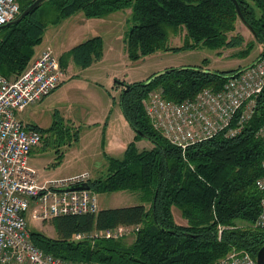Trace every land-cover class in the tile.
Returning <instances> with one entry per match:
<instances>
[{
	"label": "trees",
	"instance_id": "trees-1",
	"mask_svg": "<svg viewBox=\"0 0 264 264\" xmlns=\"http://www.w3.org/2000/svg\"><path fill=\"white\" fill-rule=\"evenodd\" d=\"M33 1L17 0L19 13ZM237 1L255 41L264 45V0ZM41 7L51 10V16L37 15ZM127 8L130 26L124 43L127 56L134 61L156 51L199 46L231 49L244 43L241 34L232 33L240 19L232 0H44L18 23L0 30V73L8 78L20 75L49 24L78 11L100 18ZM181 31L183 43L169 46V36ZM252 47L253 41L247 42L241 55ZM102 48L101 37L95 36L75 45L69 54L83 68L101 58ZM259 57H264V49ZM240 69L190 65L125 83L117 101L121 112L134 130L144 134L135 131V136H145L152 146L138 149L129 142L121 158L107 157L106 174L90 178L89 184L95 192L135 191L142 202L99 208L95 214L56 216L49 220L56 236L31 229L33 243L56 257L99 264H215L233 248L244 249L254 258L264 244V231L253 227L264 195L256 186L257 178L264 175V142L256 135L264 123V87L237 135L220 133L184 152L152 127L142 106L143 98L154 89H161L166 99L182 101L204 88L220 89ZM53 126L40 131L44 135ZM173 207L186 223L176 221ZM117 225L139 228L131 241L72 238L76 233ZM218 226H222L220 235Z\"/></svg>",
	"mask_w": 264,
	"mask_h": 264
},
{
	"label": "built area",
	"instance_id": "built-area-1",
	"mask_svg": "<svg viewBox=\"0 0 264 264\" xmlns=\"http://www.w3.org/2000/svg\"><path fill=\"white\" fill-rule=\"evenodd\" d=\"M19 13L17 0H0V25ZM65 80L53 51L46 47L25 70L14 78L0 73V264H99L56 257L37 247L27 227L26 213L35 220H50L65 214H95L97 193L66 187L88 182L87 171L68 177L41 179L29 165L31 151L40 145L43 134L18 116L27 105L42 100ZM264 87V57L231 75L220 89L204 88L182 101L166 99L161 89L150 91L142 106L152 127L183 152L193 144L217 134L233 137L251 117ZM264 142V123L256 131ZM264 168V159L262 161ZM264 192V175L256 180ZM253 227L264 231V195ZM139 225H117L76 233L73 239H119L134 235ZM220 235L222 226H218ZM215 264H256L244 249H232Z\"/></svg>",
	"mask_w": 264,
	"mask_h": 264
},
{
	"label": "rangeland",
	"instance_id": "rangeland-1",
	"mask_svg": "<svg viewBox=\"0 0 264 264\" xmlns=\"http://www.w3.org/2000/svg\"><path fill=\"white\" fill-rule=\"evenodd\" d=\"M128 11H130L129 8H127V10H119L112 12L105 17H97V20H95V32L101 35L106 42L107 58L98 66L96 73L93 74L96 75L97 80L103 82V84H108L106 80L111 72L116 75L117 80H121L125 84L134 81H144L154 73L161 72L168 68H179L182 66L200 65L209 70H228L252 63L264 49V45L255 41L254 35L250 29L238 19L235 23V30L232 33H239L244 37V43L239 47L216 50L209 48L208 46H199L191 50L178 52L156 51L141 58L139 61H133L127 56L125 49H122L121 42L117 38L118 33H121L125 29H129L130 23L124 22V18L128 16ZM37 13V15L44 18L51 16V10H47L45 7H41ZM75 19L76 16L66 19L63 24L59 26L58 38L60 40L71 35V28L75 27V24H73ZM52 29H57V27L54 28L53 26H48V32L44 39L48 37L49 31H52ZM183 39V31L176 35H170L168 45L179 46L183 43ZM249 41H253V47L249 49L245 56H243L241 53L247 48V42ZM41 44L36 48H39ZM33 59L32 56L27 66ZM68 71L69 70L67 69V72ZM93 74L91 75V78L93 77ZM123 87L124 85L115 82L113 89L110 87L107 88L116 95V99L118 100ZM115 90L117 92H115ZM52 97L53 96H48L42 100V102L40 100L29 104L23 111L18 113L20 118L27 120L29 119L28 114L30 112L31 114L38 115L42 111V108L47 107L48 110L45 112L46 116L43 117H47V119L49 118V120L52 121V125H54L52 130L44 132V140L40 143L43 150H45V153L42 156L43 158L37 163H34V161L30 159V163L36 166L39 172H43L45 176L54 178L71 174L80 170V167L89 170L93 175V178L103 177L106 174V167L104 164H106L107 159L103 156V150L100 146V130L94 129L93 138L89 139L85 136L81 138V140L80 137L76 138V135L80 134L81 110L79 106L76 104L66 105L57 110L51 106L53 103ZM132 131H134V129ZM85 132L86 131H83V133ZM132 141L138 149H147L152 146V142L149 139L145 137H136L135 134ZM109 154L110 156L117 158H120L121 156V153L118 152H110ZM62 156L63 159L61 160ZM96 193L98 206L100 208L120 207L142 202L139 193L135 191H99ZM172 212L178 223H186V221H183L177 208L173 207ZM26 219L29 230L35 229L46 232V229L42 227L44 220L33 219L30 211H27ZM241 224L242 223L239 222V225ZM133 238L134 235H128L122 239L125 241H131Z\"/></svg>",
	"mask_w": 264,
	"mask_h": 264
},
{
	"label": "crops",
	"instance_id": "crops-1",
	"mask_svg": "<svg viewBox=\"0 0 264 264\" xmlns=\"http://www.w3.org/2000/svg\"><path fill=\"white\" fill-rule=\"evenodd\" d=\"M127 15L128 16L130 15V11L127 12ZM74 16H76V19L73 22V24H75L74 25L75 27L71 28L72 30V33H70L71 35L66 38L64 37L65 39L63 40L62 39L60 40L58 38L59 26H61V24H63V22L66 19L73 18ZM128 16L124 18L125 23H129ZM96 18L97 17H91V18L85 17L81 11H78L73 15L65 19H62L57 24H49L48 26H53L54 28L57 27V29H52V31H49L48 37L44 39L46 33L48 32V26L46 27L42 36V40L39 43V44L42 43L41 46L39 48H36L38 47L39 45L38 44L34 47L33 58L37 57L44 48L49 47L53 51L55 56L58 58L59 63L61 62L64 64V66L61 67L64 71L65 80L48 96H53L52 97L53 103L51 106L57 110L58 108L60 107L62 108L66 105L68 106V105L76 104L79 106L81 110L80 134L76 135V138L80 137V140L84 136L88 137L89 139L93 138L94 129H99L101 133L100 146L102 147L103 150L102 152L103 156H105L107 159V157H114V156H110L109 154L110 152H118L121 153L120 156L121 158L124 154L127 144L132 141L135 131H132L133 130L132 127L128 124V122L124 118L120 106L117 102L118 100L116 99V95L111 91H109L107 88L110 87L111 89H113L114 83L116 82L115 80H117L116 75L113 72H111L110 76L107 77L106 80L108 84H103V82L98 81L97 76L94 75L96 73V69L98 68V66L102 62H104V60H106L107 58L106 57L107 49L105 46L106 42L101 35L95 32L94 29L96 25L95 20H97ZM126 31L127 29L117 34V38L121 42V47L123 50L125 49L124 36ZM95 36H99L102 39V45H103L102 56L99 60L93 61L89 66L82 68L74 61L72 56L69 54V51L75 45ZM139 60H141V58L135 61H139ZM249 64L238 67L242 68ZM67 69L69 70L68 72ZM92 74L93 77L91 78ZM10 78H14V77H10ZM115 92L117 91L115 90ZM46 97H44L42 100H44ZM47 110H48L47 107L42 108V111L38 115L31 114L30 112L28 114L29 119L27 120L20 117L19 118L23 120L25 123L37 128L38 130L48 129L53 125H52V121L49 120V118L47 119V117L45 118L43 117L46 116L45 112ZM83 131L86 132L83 133ZM44 137L45 135H43V139ZM44 153L45 150H43L41 144L38 145L36 148H34L29 156V165L37 171L41 179L54 178L50 176H45L43 172H39L37 167L30 163V159H32L34 163L41 161L40 159L43 158L42 156L44 155ZM62 159L63 156L61 157V160ZM107 164H108L107 162L106 164H104L106 168H107ZM83 171H87L90 174V177L93 178L91 172L83 167H80V170H77L71 174L61 177H68L75 173H79ZM61 177H57V178H61ZM183 221H185V219H183ZM42 227L46 229V232L44 233L55 234V235L47 234L48 236L50 237L56 236L55 228L53 224L49 222V220H44Z\"/></svg>",
	"mask_w": 264,
	"mask_h": 264
},
{
	"label": "water",
	"instance_id": "water-1",
	"mask_svg": "<svg viewBox=\"0 0 264 264\" xmlns=\"http://www.w3.org/2000/svg\"><path fill=\"white\" fill-rule=\"evenodd\" d=\"M43 1L44 0H34L21 13H19L14 19L10 20L9 22H7V23H5L3 25H0V30L5 28V27H8V26H10L12 24L18 23L24 16H26L34 8L38 7ZM232 1H233L234 5H235V8H236V11L238 13V16H239L240 20L250 29V31H252L251 24L244 20V17L242 15L241 10H240L238 1L237 0H232ZM115 81L118 84L124 85V82L121 81V80H115ZM134 131H136L137 133H139L141 135H144L143 133L139 132L138 130H134ZM143 137H145V136H143ZM66 188L67 189H82V188L88 189V188H90V184L88 182H82V183H77V184L70 185V186H68ZM255 263L256 264H264V244L256 252Z\"/></svg>",
	"mask_w": 264,
	"mask_h": 264
}]
</instances>
